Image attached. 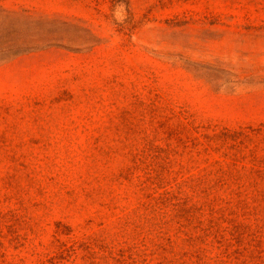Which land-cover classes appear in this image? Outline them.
Wrapping results in <instances>:
<instances>
[{
  "label": "rangeland",
  "instance_id": "374dc122",
  "mask_svg": "<svg viewBox=\"0 0 264 264\" xmlns=\"http://www.w3.org/2000/svg\"><path fill=\"white\" fill-rule=\"evenodd\" d=\"M0 264H264V0H0Z\"/></svg>",
  "mask_w": 264,
  "mask_h": 264
}]
</instances>
